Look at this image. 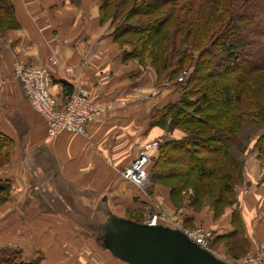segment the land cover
Listing matches in <instances>:
<instances>
[{
  "label": "crops",
  "instance_id": "1",
  "mask_svg": "<svg viewBox=\"0 0 264 264\" xmlns=\"http://www.w3.org/2000/svg\"><path fill=\"white\" fill-rule=\"evenodd\" d=\"M9 1L14 20L0 31V148L12 150L0 168V182L10 189L5 213L16 208L20 222L10 225L9 235L0 229V248L20 250L25 264H91L81 257L90 248L105 252L95 232L105 213L124 219L131 212L130 220L143 219L146 200L120 172L144 145L183 138V131L163 128L154 117L177 103L179 92L164 75L125 57L129 47L113 41L111 20L101 19L100 1ZM55 51L57 64L51 65ZM14 60L51 74L50 92L58 106L78 86L89 90L90 101L103 112L86 125L85 136L47 138L44 122L14 78ZM263 136L264 129L251 135L241 150L240 178L219 215L207 204L196 210L184 199L175 204L170 187L153 179L147 185L151 198L185 227L212 231L213 244L220 247L225 242L217 239L240 226L244 251L253 254L264 244V150L260 155L256 147ZM158 154V149L151 151L152 164ZM56 222H63L68 233Z\"/></svg>",
  "mask_w": 264,
  "mask_h": 264
},
{
  "label": "trees",
  "instance_id": "2",
  "mask_svg": "<svg viewBox=\"0 0 264 264\" xmlns=\"http://www.w3.org/2000/svg\"><path fill=\"white\" fill-rule=\"evenodd\" d=\"M98 1L101 19L111 20L113 41L129 47L125 57L151 64L157 76L167 77L179 92L178 102L164 106L154 117L162 127L168 119L169 126L185 136L160 144L159 157L147 168L148 180L168 185L171 196L192 190V206L207 201L211 210H222L230 204L232 187L240 178L241 150L251 135L264 129V0ZM118 18L122 20L117 23ZM13 20L12 4L0 0V31ZM166 26L173 29L172 35ZM177 38L191 53L182 52L168 73L170 63L161 46L169 40L174 51ZM182 75L183 82L176 83ZM252 124L257 128L254 133L253 127L249 130ZM256 147L262 155L264 136ZM9 190L0 182L2 200ZM241 236L236 225L217 240L232 250L246 246ZM0 264L25 263L20 250L3 247Z\"/></svg>",
  "mask_w": 264,
  "mask_h": 264
},
{
  "label": "built area",
  "instance_id": "3",
  "mask_svg": "<svg viewBox=\"0 0 264 264\" xmlns=\"http://www.w3.org/2000/svg\"><path fill=\"white\" fill-rule=\"evenodd\" d=\"M56 54V51L53 52L48 59L51 65L57 64ZM13 75L23 89L32 111L44 122L46 136L49 139L65 133L85 136L87 132L85 129L86 125L93 122L98 114L103 112L102 108L92 104L90 92L83 86H78L71 93L64 108H57L50 92L51 74L45 69L34 68L14 60ZM184 79V75L179 76L176 83H181ZM164 84L169 86L168 82H164ZM159 146L160 144L157 142L144 145L138 150L136 158L120 172L122 179L133 185L141 198L146 200L147 204L143 206L142 210L145 217L143 223L150 226L161 225L179 230L196 246L212 253L210 251L211 243L214 240L212 231L210 232L203 228L188 231L178 226L177 222L172 221V216H167L160 212L144 195L145 185L148 180L147 168L151 163L150 154L152 150L158 149ZM133 171L138 172L137 177L132 175ZM212 254L225 264H264V244H260L253 254L241 257L233 262L227 257H220L214 254V252Z\"/></svg>",
  "mask_w": 264,
  "mask_h": 264
},
{
  "label": "water",
  "instance_id": "4",
  "mask_svg": "<svg viewBox=\"0 0 264 264\" xmlns=\"http://www.w3.org/2000/svg\"><path fill=\"white\" fill-rule=\"evenodd\" d=\"M97 245L123 264H225L196 246L183 232L105 213Z\"/></svg>",
  "mask_w": 264,
  "mask_h": 264
},
{
  "label": "rangeland",
  "instance_id": "5",
  "mask_svg": "<svg viewBox=\"0 0 264 264\" xmlns=\"http://www.w3.org/2000/svg\"><path fill=\"white\" fill-rule=\"evenodd\" d=\"M232 0H229V2H231ZM162 12H164V10H162L161 11V13H160V15H159V18H161V16H162ZM156 17H157V15H156ZM155 17V18H156ZM122 19L121 18H118V20L117 21H115V22H117L118 23V21L120 22ZM113 24H115V23H112V25ZM117 25V24H116ZM167 27V26H166ZM171 27L170 26H168L167 28H166V30L167 29H170ZM221 30H218L217 32H215L214 34L215 35H217L219 32H220ZM173 34V29H170L169 30V35H172ZM179 39L177 38V41H178ZM172 42H170L169 40L167 41V42H165V43H163L162 44V46H161V50L164 52V54H165V56L167 57L166 58V63H170V65L168 66V70H167V72L169 73L170 72V69H173V67H175L176 66V63H177V58H178V56L182 53V52H185V53H187V54H190L191 52V50H189V49H187V45L184 43V42H181V41H178L177 42V44H176V47H175V49H174V51H170V47L173 45V44H171ZM213 44H214V42H213ZM206 46H208L206 43H205V45H204V47H206ZM159 47V46H158ZM153 53H154V51H153ZM193 55H195L196 57H197V52L196 51H193ZM199 56V55H198ZM159 57H161L160 56V54H159ZM197 59H198V57H197ZM193 63V62H192ZM146 66H149V67H151L152 68V65L151 64H147ZM153 69V68H152ZM167 78V77H166ZM21 87V86H20ZM53 98V97H52ZM54 100V99H53ZM67 101V100H66ZM65 101V102H66ZM55 102V101H54ZM67 104V102L61 107V106H58L57 104H56V102H55V105H56V107L57 108H64V106ZM162 127V126H161ZM251 127H253V133L257 130V128H254L255 127V125H250V128H249V130L251 129ZM163 128H169V129H172V130H177V129H174L175 127H171V126H169V123H166L165 125H164V127ZM260 130H262V129H259V131ZM182 131V130H181ZM259 131H257L256 133H251V134H253V135H257L258 133H259ZM61 135V134H60ZM183 135L185 136V133L183 132ZM183 136V137H184ZM153 142H157V141H153ZM157 143H159V142H157ZM160 144V143H159ZM11 150H12V147L11 146H9V147H2V148H0V168H3L4 166H5V164L7 163V161L9 162V160H8V154H9V152H11ZM148 181L149 180H147V182H146V184H148ZM156 183H158V184H162V183H159V182H156ZM168 183H171V185L172 184H175L174 182H168ZM190 188H192V187H190ZM191 192H192V190H189V191H184V192H182L181 194H179V195H174L173 197H174V202H175V204H179L181 201H182V199H184L185 201H188V205L191 207V208H193V209H199V208H201L202 206H203V204H200L199 206H197V205H195V206H192L191 204H192V200H193V197H191ZM9 195H10V191L7 193V197L6 198H4L3 200L1 199V196H0V229H1V231L2 232H6V233H8L7 235H9L10 234V230H9V227H10V225L13 223H19L20 222V217H19V215H18V213H17V209L16 208H11V209H9V214L8 213H5V209H7L8 210V203H6L7 202V198H9ZM145 196H146V198H148V201H150L152 204H154L156 207H157V209L160 211V212H162V210L160 209V205L157 203V202H155L154 201V198H151V195L149 194V189H148V187L146 186V188H145V194H144ZM206 203H204V204H207L208 206H209V203L207 202V201H205ZM210 207V206H209ZM143 210V209H142ZM212 211H214V213L216 214V215H219L220 213H222V211L223 210H218V209H216V208H212ZM142 213V215H143V219H141L140 218V221L139 222H137V223H143V221H144V213H143V211L141 212ZM162 213H164V212H162ZM165 214V213H164ZM128 217H131V212H126V214H125V216L124 217H122V218H126V219H130V218H128ZM143 220V221H142ZM172 221L174 222H177V224H178V226H180V227H183L184 229H186V230H188V231H193V230H196V228H201V227H196V228H192V229H189V228H187V227H185L184 225H183V223H182V221L183 220H181L180 218H178V217H173L172 218ZM136 222V221H135ZM58 222H56V226H58V228L60 229V228H62L63 230H64V233L65 234H67L68 233V229H66V227H65V225H64V223L62 222V224H57ZM96 236H97V234H96ZM72 238V237H71ZM214 241V240H213ZM69 241H67L66 242V244L68 243ZM82 242V240H80L79 241V243H81ZM78 243V244H79ZM82 244V243H81ZM67 246V248L69 249L70 247H71V243H69V245L67 244L66 245ZM77 245L75 244V246L74 247H76ZM246 248V246H240V247H233L232 248V250L229 248V246H227V248H226V246H224V245H222L221 247L220 246H218V245H216L215 243L213 244V242L211 243V246H210V251H212V253L214 252V254H217L218 256H223V257H227L231 262H233V261H235V260H237V259H240L241 257H244V256H247V255H250V253L249 254H247V252H245L244 251V249ZM229 249L231 250V251H229ZM223 250V251H222ZM224 251H226V252H224ZM86 254H88V255H83L81 258L83 259V261H85V263H91V264H123V263H121L118 259H115V258H113V257H111L109 254H108V252H101V253H97V251H95V249L94 248H90V250H88L87 252H86ZM221 259V258H220Z\"/></svg>",
  "mask_w": 264,
  "mask_h": 264
},
{
  "label": "bare ground",
  "instance_id": "6",
  "mask_svg": "<svg viewBox=\"0 0 264 264\" xmlns=\"http://www.w3.org/2000/svg\"><path fill=\"white\" fill-rule=\"evenodd\" d=\"M132 175H134V176H136V177H137V176H138V172H136V171H133V172H132ZM147 185H148V184H146V185H145V187H146Z\"/></svg>",
  "mask_w": 264,
  "mask_h": 264
},
{
  "label": "flooded vegetation",
  "instance_id": "7",
  "mask_svg": "<svg viewBox=\"0 0 264 264\" xmlns=\"http://www.w3.org/2000/svg\"><path fill=\"white\" fill-rule=\"evenodd\" d=\"M100 232L98 235L100 236L101 235V230H98V228H96V226H95V232Z\"/></svg>",
  "mask_w": 264,
  "mask_h": 264
}]
</instances>
